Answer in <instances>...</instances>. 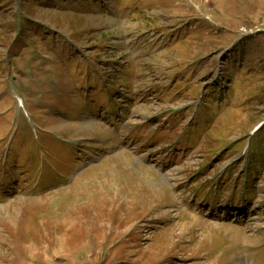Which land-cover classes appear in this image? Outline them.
<instances>
[{"label":"rangeland","instance_id":"1","mask_svg":"<svg viewBox=\"0 0 264 264\" xmlns=\"http://www.w3.org/2000/svg\"><path fill=\"white\" fill-rule=\"evenodd\" d=\"M0 264H264V0H0Z\"/></svg>","mask_w":264,"mask_h":264}]
</instances>
